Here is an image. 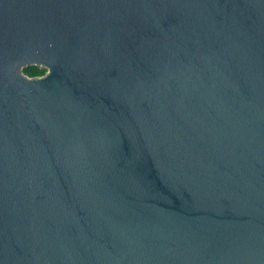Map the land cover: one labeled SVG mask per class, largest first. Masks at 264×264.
<instances>
[{
  "label": "water",
  "instance_id": "95a60500",
  "mask_svg": "<svg viewBox=\"0 0 264 264\" xmlns=\"http://www.w3.org/2000/svg\"><path fill=\"white\" fill-rule=\"evenodd\" d=\"M0 264H264V0H0Z\"/></svg>",
  "mask_w": 264,
  "mask_h": 264
},
{
  "label": "rangeland",
  "instance_id": "374dc122",
  "mask_svg": "<svg viewBox=\"0 0 264 264\" xmlns=\"http://www.w3.org/2000/svg\"><path fill=\"white\" fill-rule=\"evenodd\" d=\"M24 73H26V76L30 77V78H35V77H41L45 75V71H41L39 69H30L28 71H25Z\"/></svg>",
  "mask_w": 264,
  "mask_h": 264
},
{
  "label": "flooded vegetation",
  "instance_id": "af4514ba",
  "mask_svg": "<svg viewBox=\"0 0 264 264\" xmlns=\"http://www.w3.org/2000/svg\"><path fill=\"white\" fill-rule=\"evenodd\" d=\"M41 71H43V70H41ZM45 72H46V70H44ZM42 77V76H41Z\"/></svg>",
  "mask_w": 264,
  "mask_h": 264
},
{
  "label": "trees",
  "instance_id": "16d2710c",
  "mask_svg": "<svg viewBox=\"0 0 264 264\" xmlns=\"http://www.w3.org/2000/svg\"><path fill=\"white\" fill-rule=\"evenodd\" d=\"M28 71V70H27Z\"/></svg>",
  "mask_w": 264,
  "mask_h": 264
}]
</instances>
